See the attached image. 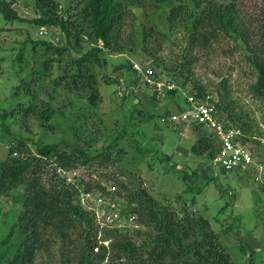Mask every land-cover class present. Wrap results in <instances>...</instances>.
<instances>
[{
	"label": "trees",
	"instance_id": "obj_1",
	"mask_svg": "<svg viewBox=\"0 0 264 264\" xmlns=\"http://www.w3.org/2000/svg\"><path fill=\"white\" fill-rule=\"evenodd\" d=\"M66 2L0 0L2 19L22 25L25 31L12 57L11 69L16 78L12 99L7 105L0 99V197L19 202L2 219L7 227L0 238V264H36L38 260L41 264H234L227 235L230 214L225 220L223 216L214 217L222 224L217 230L201 212L186 206L195 202L194 196L187 201L178 194L173 200L161 201L143 186L137 170L119 166L120 177L108 171L109 165L125 156L124 142L136 153L154 150L141 147V140L135 137L138 123L144 119L153 122L154 114L131 109L129 118L123 115L121 123L116 120L115 126L106 130L98 111L99 87L119 79L99 74V68L107 63L109 53H138L143 56L141 63L136 61L140 64L152 58L149 60L157 69L155 76L163 74L198 100L213 102L218 118L237 128L241 142L264 163V144L259 139L264 123L228 99L226 77L220 80V98L194 71L200 58L226 42V51L239 53L250 66L249 90L264 111V0L252 5L250 15L240 0ZM17 3L30 7L34 16L19 14ZM161 17L168 28L160 26ZM30 28L45 34L48 29L56 30L62 41L54 42L42 34L33 36ZM4 29L0 27V32ZM174 33L180 35L171 37L179 45L178 52L168 51L161 56V43L153 45L154 39L163 40ZM5 58L0 57V63ZM133 61L125 58L114 64V71L120 77L134 72L135 81L142 82L132 68ZM178 87L164 94L177 96ZM121 97L123 100L125 93ZM150 97L154 101L157 91L152 90ZM183 100L179 111L186 106ZM169 115L164 114V121L178 127L180 136L184 135L183 129L195 136L188 153L198 159L191 173L201 174V167H210L211 173L203 179L205 184L213 181L217 176L214 158L220 147L218 139L201 124L192 122L180 128ZM171 156L158 158L170 161ZM218 168L224 174L229 172ZM78 169L87 175L68 179L67 175ZM188 173L182 170L180 178L186 190L192 192ZM200 178L197 175L192 182ZM248 179L260 184L263 198L258 200L264 203V178ZM201 189L198 186L195 192ZM218 189L230 197L220 208L222 213L238 195L229 186ZM81 192H98L105 203H116L121 216H134L136 226L132 230L100 229L95 211L81 204ZM237 243L243 256L249 254L251 264L256 249L243 240Z\"/></svg>",
	"mask_w": 264,
	"mask_h": 264
},
{
	"label": "rangeland",
	"instance_id": "obj_2",
	"mask_svg": "<svg viewBox=\"0 0 264 264\" xmlns=\"http://www.w3.org/2000/svg\"><path fill=\"white\" fill-rule=\"evenodd\" d=\"M61 1L62 5L67 4L66 0ZM240 2L243 3L242 6H244L245 9H249L250 15L252 14V10H254L252 5L256 4V2L260 5L261 0H240ZM15 7L22 16H34V12L30 7H23L18 3L15 4ZM162 16H165V13L162 14ZM159 22L161 27L168 28L164 18L161 17ZM19 26L20 25L17 23H6L0 14V27L6 28L0 32V57H6L5 60L0 63V99L6 105L12 99L10 94L13 85L16 83V78L11 69L12 57L18 52L19 45L25 37L24 28H22V25ZM30 29L33 36H43L54 42L62 41L61 34L56 30L48 29L47 34H45V31L39 33L40 29ZM127 31H129V28ZM178 36L180 35L174 33L163 40H161V37H158L154 39L153 45L158 41L161 43V56L167 55L168 51L176 53L179 50V45L172 42L171 37L176 38ZM227 47L228 44L222 42V44L216 46L208 56L200 58L195 64V75L213 92V94L220 96V98L223 97V87L220 80L226 77L228 82V99L247 109L255 120L263 124L264 111L262 110L261 103L249 90V84L252 81L251 68L239 53H233L229 50L226 51ZM107 58H109L107 63H105L102 68H99V74H109L113 78H118L119 82H112L110 84L101 83L99 87L101 101L99 102L98 111L103 115V123L107 126L106 130L115 126L116 120L118 124L121 123V117L123 115L129 118V116L132 115L130 112L131 109L135 111L141 109L146 113L152 112V114H154L152 115L153 122H148L144 119L138 123V131L134 128L137 133L135 137L141 140L140 146L144 148L146 146L154 150H148L146 153H136L131 150L127 142H124L125 144L123 146L127 149V151H125V156L113 165H109L108 171H115L120 177L121 173L119 172V166L132 169L133 171L137 170V177H140L144 181L143 186H146L151 194L161 201H164L165 198L173 200L178 194H182L183 199L185 198L187 201L194 196L195 202L193 204L188 202L186 206L192 210L197 209L201 212L210 220L213 228L217 230L219 229V225L222 224L220 221L217 222L214 217L221 218V216H223L225 220L230 214L232 216L230 219L231 229H229L227 235L230 241L229 251L234 264H250L248 263L249 254L247 253L243 256L238 249L239 246L237 242L241 240L256 249L251 264H264V203L258 200L259 198H263L260 184L248 179L253 177L251 173L235 170L224 174L218 166L215 167L217 176L213 181L205 184L206 182L203 177L211 173V168L203 166L199 169L202 175L197 174L200 175L201 178L196 182H192L197 177L196 174L191 172L198 158L189 156V151L195 136L191 134L189 130L185 131L184 129L181 130L184 132V135L180 136V129L178 127L175 128L173 124L164 121L167 117V115L165 117L164 114L177 113L179 111L178 108L181 107L180 105L184 104V96L188 94L186 90L178 87L177 96H168L164 94V92L157 91V97L153 101L150 97L152 88L145 86L140 81H135L134 72H129L126 77H120L119 72L114 71V64L124 61L125 58L140 62L143 56L138 53L130 54L126 52L125 54L109 53ZM149 59L153 60L152 58ZM149 59L147 58L145 61ZM153 69L157 71L155 66H153ZM159 78L167 80L163 74H160ZM115 90L118 91L114 93ZM124 93L125 97L122 100L121 96ZM133 121H136V117L133 118ZM35 136L36 135H34V137ZM150 137H153V142H151ZM163 154H172V159L170 161L159 159L158 157H161ZM172 163H175L174 167H172ZM180 168L182 169L180 170ZM182 170L191 173H188L187 181L193 187L192 192L186 190L185 182L180 178ZM80 174L87 175L86 172L78 169L70 172L67 176L68 179L73 180V176ZM96 175L97 173L91 176L94 178ZM198 186H201L202 189L196 193L195 190ZM220 186H229L231 187L230 190L238 195L234 198V204L232 205L230 203L222 213H219V210L226 201H229L230 197L225 192H219L218 188ZM88 193L89 194L80 193L81 204L89 208V210L95 211V218L99 224V222L104 219L102 218V214L108 209H105L103 199L102 202L99 201L98 192ZM18 205V201L13 203L9 198L7 199V197H0V238L6 232L7 227V225L2 223L3 217H6L11 207ZM115 207L119 209V206L115 205ZM99 208H102L103 212L99 210ZM134 226H136L134 219L131 221V218H122L118 225L114 223L111 225L99 224L100 229L101 227H129L130 229ZM107 242L108 240L105 243ZM57 257V254L54 255V258ZM36 264H41L40 260H38Z\"/></svg>",
	"mask_w": 264,
	"mask_h": 264
},
{
	"label": "built area",
	"instance_id": "obj_3",
	"mask_svg": "<svg viewBox=\"0 0 264 264\" xmlns=\"http://www.w3.org/2000/svg\"><path fill=\"white\" fill-rule=\"evenodd\" d=\"M42 32L44 31L40 29L39 33ZM132 68L138 73L142 84L151 87L152 90L163 93L178 87L174 82L155 76L151 60H146L144 64L133 61ZM184 98L185 108L177 113L170 114L169 119L180 127L193 122L201 124L204 128L212 131L220 144L219 151L214 158V163L218 167H223L229 172L235 170L249 172L255 179L262 180L264 178V163L255 159L249 148L241 142V132L237 128L218 118L213 102L198 100L193 94H186ZM259 139L264 144V131ZM98 199L102 202V198L98 197ZM103 203L105 209L108 210L102 214L104 219L99 222L100 225H111L112 223L118 225L122 218H131V221H133L134 216H121L119 209L115 207V203L109 204L104 201ZM107 205L109 207H106ZM99 210L102 211V208H99Z\"/></svg>",
	"mask_w": 264,
	"mask_h": 264
}]
</instances>
